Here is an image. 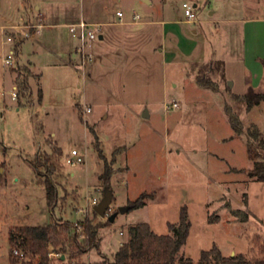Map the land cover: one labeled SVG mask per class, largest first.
Segmentation results:
<instances>
[{"label":"rangeland","instance_id":"374dc122","mask_svg":"<svg viewBox=\"0 0 264 264\" xmlns=\"http://www.w3.org/2000/svg\"><path fill=\"white\" fill-rule=\"evenodd\" d=\"M148 1L0 0V264H10L11 235L17 228L44 227L51 222L45 158L54 148L63 152L58 160L60 170L50 176L59 197L54 219L74 225L87 217L93 219V202L104 198L100 179L104 162L90 129H95L107 162L111 164L115 158L117 163L113 165L114 198L108 216L95 221L107 224L100 229L101 249L79 258L81 261H112L127 241L129 226L148 223L158 235L171 234L168 223L178 224L184 207L191 230L181 253L193 264H201L202 252L215 245L226 257H264V183L249 177L247 155L250 128L258 127L264 139V104L249 110L235 100L234 95L242 97L247 92L246 73L223 51L226 38L216 28L228 21L264 18V0ZM185 2L198 5L192 22L185 16ZM118 12L124 20L118 19ZM135 15L140 19L134 20ZM149 20L181 22L200 44L211 40L218 56L229 62L228 85L219 62H200L199 57H183L177 50L176 62L168 65L175 78L167 80L166 88L155 79L137 90L138 98L130 102L140 118L133 112L124 115L120 103L94 94L91 85L83 94L81 85L84 88L96 77L101 79L98 74L103 75L98 72L91 77L103 50L111 51L109 59L115 66L105 78L116 83L118 93L119 83L126 80H147L153 73L161 76L165 58L159 49L174 51L176 47L161 40V26L141 24ZM73 22L100 26L105 40L84 44L79 34L70 32L74 24L64 26ZM109 22L113 25L107 26ZM54 24L56 27L50 26ZM194 28L199 30L196 35L192 34ZM63 42L78 45L73 56L68 58L65 50L57 48ZM13 48L15 56L6 65ZM186 74L197 80L206 76L215 82L217 91H197L189 85L186 90L175 89L181 79L177 77ZM18 79L29 82L23 92H19ZM230 82H235L234 88L228 87ZM173 103H178V109L172 108ZM226 109L241 120L243 135L233 129ZM146 112L149 117L143 118ZM74 150L84 162L76 167L66 163ZM141 198L145 207L120 213L107 223L120 208ZM237 209L249 212L248 223L233 214ZM49 248L55 260L63 253V249ZM70 255L68 252L67 258Z\"/></svg>","mask_w":264,"mask_h":264},{"label":"trees","instance_id":"16d2710c","mask_svg":"<svg viewBox=\"0 0 264 264\" xmlns=\"http://www.w3.org/2000/svg\"><path fill=\"white\" fill-rule=\"evenodd\" d=\"M218 67L223 68V63L219 62ZM198 84L207 90L217 91L215 82L206 76L200 77ZM246 84L247 92L245 95L242 97L234 95V98L236 101L244 103L251 110L264 102V90H256L252 85L251 77L246 78ZM17 86L19 92H23L24 89L29 87V82L18 79ZM39 95L41 102L43 99L42 90L39 91ZM226 112L235 132L238 135H243L245 132L244 126L239 117L228 109H226ZM90 131L95 139L99 159L104 162V170L100 176L104 190H112L113 165L117 161L113 158L111 164L107 162L102 145L98 144L100 141L95 129H90ZM247 141V155L253 163V168L248 172V175L251 179L264 183V139L261 138L258 127L250 128L247 131ZM62 155L63 152L60 148H54L53 154L47 155L45 158V163L48 166L45 189L47 206L52 214L51 222L44 225V227L27 226L17 228L12 233L10 264H87L79 258L93 250L100 251L101 249L100 229L107 224L95 222L100 217L98 213L93 212V219L87 217L76 225L69 221H56L53 217L59 197L57 188L50 180V176L60 170L58 160ZM143 199L132 202L129 206H131V209H141L145 207ZM181 211L178 224L168 223L171 232L168 235L156 234L148 223L129 226L127 241L114 253L112 261H105L103 264H177L178 262L179 264H193L191 259L186 258L181 253L191 230L187 209L184 207ZM233 214L236 217L242 216V222L248 221L249 214L244 210H235ZM107 223L110 224L111 222L108 220ZM49 246L54 249H63L62 255L56 260L53 259ZM15 251L23 254L24 257L16 255ZM68 252L71 253L69 258H67ZM62 256H65V259H62ZM211 262L215 264H264V257L250 260L243 254L225 257L220 248L215 245L212 250L203 251L200 259L201 264H211Z\"/></svg>","mask_w":264,"mask_h":264},{"label":"crops","instance_id":"0c3cea01","mask_svg":"<svg viewBox=\"0 0 264 264\" xmlns=\"http://www.w3.org/2000/svg\"><path fill=\"white\" fill-rule=\"evenodd\" d=\"M147 2H149V1L147 0ZM194 6L197 7L198 5L194 4ZM112 23L109 22L106 25L111 26V25H113ZM73 24H75V23L74 22L69 23V24H66L64 26H69V25L71 26ZM141 24H143V25L147 24L145 27L149 26L150 28H153L154 26H161L160 27L161 28L160 29L161 40L164 41V43L166 45L168 44L167 42H169V45L176 47V49L174 51L170 50L169 48L168 49L170 51H167L168 49H166V47L159 49V51H158L159 55H161L163 58H165L163 70L160 73L161 76L158 77V75L156 73H153L152 75H149L150 77L147 78V80L145 79L146 81L144 79L143 80L137 79V77H136V80H134V82L126 80L125 82L119 83V85H120L119 91H121V93H118V91L115 89L116 83L115 84L111 83V80L109 78H105V75L109 71L111 72L115 66L111 62L112 60L109 59V57L111 56L109 52H111V51L103 50L98 55V56H100V58L102 60L99 59V57H98V59H97L98 64H95V66L96 67L98 65L99 66L97 67L96 70L94 69L95 72L92 71L91 77H92V75H94V77H96L98 72L102 73L103 75L98 74V76H102L101 79H97V77H96V79L94 81H92V83L87 84L84 88L81 85L80 89L82 90L83 94H85L86 89H88L90 87L89 85H91V90L93 88L94 94H98L99 96H101L103 98L104 97H107V98L110 97L114 101H117L118 103H120L121 110L124 111L123 112L124 115H127L126 113H129V112L132 113L133 112L137 115L138 118H140L141 114H140L139 110L136 111L134 108H132L133 105H131L130 102H132L133 100H136L135 98H138L137 90H140L141 87H142V89H143V87L144 88L147 87L155 79H158L159 82H162V87L166 88L167 80L168 79L170 80L171 78H175L171 74L173 68L171 69V67H168V65L170 66L171 64H174V62H176L177 58H174V56H176L178 54L177 50L179 51V53H181V55L183 57H187V58L199 57L200 62L211 63L213 61V62L223 63V65H224L223 74L226 77L227 85H228V81L230 79V77L228 75L229 74L228 73L229 62H227V60H225L224 58H221V56H218L220 54H218V51L216 50V48H214V45L212 44L213 42L211 40L207 39L206 42L203 41L202 44H200V42L196 41L194 39V37L191 38L190 35H188V33L181 26V22L180 23L176 22V21L175 22H166V21H158L157 22V21L149 20L147 22H142ZM56 25L57 24L50 25V26L56 27ZM114 26H116V25H114ZM216 28L218 30H220V32H224V36L226 38V41L223 44V51L226 53L228 52L230 54V56H232L235 59L238 67L241 70H243L244 73H246V78L251 77L252 85L256 90H259V91L264 90V32H262V30L264 29V18L261 17V18H254V19H244L243 21H236V20L228 21L227 23L217 24ZM198 31L199 30L197 28H194L192 31L193 32L192 34L196 35L199 33ZM201 31H204V29L202 28ZM36 35H37V33L31 35L29 39H34ZM206 37H207V35H206ZM99 40H100L99 43H103V41L105 40V35H101ZM77 46L78 45L74 46V45H70V44L68 46V44H65L63 42V44H61V46H58L57 48L60 50H65L66 51L65 54L69 58V56L74 55V49ZM20 50H21V48H20ZM167 54L169 57L167 56ZM54 56L56 59L58 58L59 61H61V63L65 64L67 66H70V65H68V63L65 59H62V57H59L57 54H54ZM135 68L137 69V65L134 66V69ZM182 69L184 70L185 66H183ZM125 70L131 71V69L128 67H126ZM33 71H34V69H33ZM129 73H131V72H129ZM36 74L39 75V78L41 77V74H38L37 72H36ZM95 74H96V76H95ZM126 74H128V72H126ZM177 78H181V79H180V82L179 81L177 82V84H176L177 87L175 89H177L179 86H181L184 90H186L188 85H189L192 88L196 89L197 91H206L207 90V89L199 86L198 80H197V78H195V76L189 77L188 74H186L183 77L178 76ZM131 82H133V83H131ZM230 83H231V85L228 87L234 88L235 82H230ZM42 94H43V91H42ZM263 104H264V102H263ZM255 109L256 108H254L253 110H255ZM90 111H91V109H90ZM127 168L129 169L130 167L127 166ZM252 168H253V163L251 162V169ZM126 171H128V170H126ZM72 176H73V174H72ZM112 193H113V191H112ZM237 210H243V209H237ZM244 211H246V210H244ZM247 214H249V212ZM249 218H250V214H249ZM249 218H248V221L244 222V223H248ZM220 221L221 220H218V221L216 220L215 222H220Z\"/></svg>","mask_w":264,"mask_h":264},{"label":"built area","instance_id":"2783aa9c","mask_svg":"<svg viewBox=\"0 0 264 264\" xmlns=\"http://www.w3.org/2000/svg\"><path fill=\"white\" fill-rule=\"evenodd\" d=\"M183 8L185 9V16L188 19L189 22L194 21V19L196 18V14H195V8L196 6H190L187 2L182 4ZM118 18L120 21L124 20V15L121 12H118L117 14ZM134 20H138L140 19L139 15H135L133 16ZM70 32L74 35V34H79V38L82 39V42L88 43V45L91 46V44L94 41H98L101 37V28L100 26H94V25H87L84 22H80L78 24H74L73 26L70 27ZM8 42H13V39L11 37H9ZM15 56V51L14 48L13 50H11L10 54H8L5 62L6 65H10L11 64V60L13 59V57ZM13 99L16 100L18 98V96L16 95V93L12 94ZM178 103H173L172 104V108L174 109H178ZM89 113L91 112L90 109L87 110ZM66 163H68L69 165L76 167L79 164L84 163L83 162V158L82 156H80L79 152L77 150L72 151V153L70 155L67 156L66 159ZM98 204V201L95 199V201L93 202V206L95 207V205ZM16 255H19L20 257H24L23 254H19L18 251H15Z\"/></svg>","mask_w":264,"mask_h":264},{"label":"water","instance_id":"95a60500","mask_svg":"<svg viewBox=\"0 0 264 264\" xmlns=\"http://www.w3.org/2000/svg\"><path fill=\"white\" fill-rule=\"evenodd\" d=\"M229 85H231V83H229ZM146 117L148 118L149 115L148 113L146 112V114L143 116V118ZM104 198L103 200L96 204L95 207H94V212L98 213L100 215V217L102 218H105L108 216V211L112 205V201H113V198H114V195L112 193V190H109V189H105L104 190ZM131 209V206H126V207H123V208H120L118 212L112 214L111 217L108 218V220L112 223L116 220V218L118 217V215L121 213V214H125L127 213L129 210ZM62 259H65V256H62Z\"/></svg>","mask_w":264,"mask_h":264}]
</instances>
